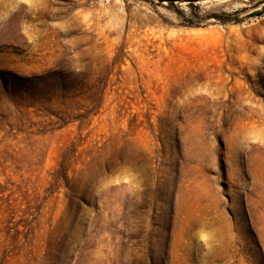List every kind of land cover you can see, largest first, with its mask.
<instances>
[{
    "label": "rangeland",
    "instance_id": "rangeland-1",
    "mask_svg": "<svg viewBox=\"0 0 264 264\" xmlns=\"http://www.w3.org/2000/svg\"><path fill=\"white\" fill-rule=\"evenodd\" d=\"M163 1L0 0V264H264V0Z\"/></svg>",
    "mask_w": 264,
    "mask_h": 264
},
{
    "label": "water",
    "instance_id": "water-1",
    "mask_svg": "<svg viewBox=\"0 0 264 264\" xmlns=\"http://www.w3.org/2000/svg\"><path fill=\"white\" fill-rule=\"evenodd\" d=\"M153 1H155L156 3H164L165 2L163 0H153ZM262 9H264V1L259 3L257 6L242 12L241 14L238 15V18L248 17L253 13L260 12Z\"/></svg>",
    "mask_w": 264,
    "mask_h": 264
},
{
    "label": "trees",
    "instance_id": "trees-1",
    "mask_svg": "<svg viewBox=\"0 0 264 264\" xmlns=\"http://www.w3.org/2000/svg\"><path fill=\"white\" fill-rule=\"evenodd\" d=\"M263 13H264V9H262L260 12H256V13L251 14V15L248 16L247 18H249V17H256V16H259V15H261V14H263ZM43 79H46V77H43ZM63 85H64V84L62 83V84H61V88H62Z\"/></svg>",
    "mask_w": 264,
    "mask_h": 264
}]
</instances>
